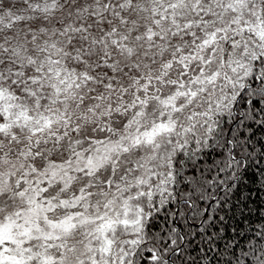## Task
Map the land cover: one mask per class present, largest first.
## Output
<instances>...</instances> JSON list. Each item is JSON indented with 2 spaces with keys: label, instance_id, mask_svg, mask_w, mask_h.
Returning <instances> with one entry per match:
<instances>
[{
  "label": "snow or ice",
  "instance_id": "6c2138e0",
  "mask_svg": "<svg viewBox=\"0 0 264 264\" xmlns=\"http://www.w3.org/2000/svg\"><path fill=\"white\" fill-rule=\"evenodd\" d=\"M0 264H264V0H0Z\"/></svg>",
  "mask_w": 264,
  "mask_h": 264
}]
</instances>
